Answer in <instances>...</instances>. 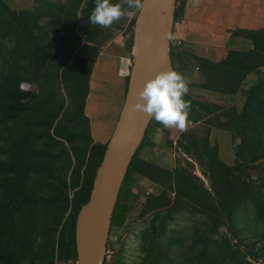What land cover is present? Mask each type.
Returning <instances> with one entry per match:
<instances>
[{"label": "trees", "instance_id": "1", "mask_svg": "<svg viewBox=\"0 0 264 264\" xmlns=\"http://www.w3.org/2000/svg\"><path fill=\"white\" fill-rule=\"evenodd\" d=\"M30 1V9H14L0 0V264H76L77 214L108 143L91 135L89 81L100 50L118 34L132 58L138 13L103 28L88 20L95 0ZM183 9L176 0L174 23ZM232 34L255 48L230 50L212 62L170 44L173 70L189 81L193 67L200 80L189 81L185 96L191 101L187 131L173 143L169 130L151 118L122 182L110 233L146 221L133 234L137 264H264V30ZM248 76L253 81L243 88ZM194 90L241 94L243 103L223 106ZM214 129L230 136L232 165L211 143ZM153 132L174 149L172 167L139 157L144 147H155ZM138 180L154 190L140 191ZM181 216L192 225L172 229ZM119 243L108 242L109 252L118 251L104 264H126Z\"/></svg>", "mask_w": 264, "mask_h": 264}, {"label": "water", "instance_id": "2", "mask_svg": "<svg viewBox=\"0 0 264 264\" xmlns=\"http://www.w3.org/2000/svg\"><path fill=\"white\" fill-rule=\"evenodd\" d=\"M176 0H145L133 31L132 74L122 109L96 170L88 202L77 214L76 264H104L118 194L133 156L139 149L151 117L134 112L132 105L144 83L160 72L173 70L169 58Z\"/></svg>", "mask_w": 264, "mask_h": 264}, {"label": "rangeland", "instance_id": "3", "mask_svg": "<svg viewBox=\"0 0 264 264\" xmlns=\"http://www.w3.org/2000/svg\"><path fill=\"white\" fill-rule=\"evenodd\" d=\"M30 7H32V2L30 0H19L15 9H30ZM124 40L125 39L123 35L118 34L111 43L104 46L100 50L98 56V58H100L98 69H93V72L91 73L89 81V95L85 105V115L87 116L89 113V124L92 130V134L97 140L105 138V133L107 132L112 122V120L108 119L110 118L113 108L116 105L115 101H117L118 99L116 86L118 77L121 78V76L119 75V72L121 71L120 60L129 59L126 57L123 51ZM172 41L174 42V44H176L175 39H173ZM188 77L190 82L200 80L199 75L193 67L190 68ZM251 82L252 77L247 79L246 83L243 85V88H246ZM31 89H34V87H31ZM195 94L202 95V100L214 102L223 106H234L237 109H240L243 103V97L241 94H238L230 99L221 97L219 98V100L218 98L212 97V95L205 93L202 94L198 90L195 91ZM168 130L170 132L171 140L173 141V143H175L177 137L180 134V131L175 128H170ZM149 138L155 143V147H144L141 150L139 157L148 161H153L166 167H172L175 163V151L173 148H169L166 146L165 137L157 132H153L149 134ZM210 141L212 144L218 146L219 156L221 160L226 164L232 165L234 162V155L230 136L223 131L214 129L210 133ZM195 173L202 178L205 186L208 187V181L201 175L200 171L196 169ZM256 177L257 175L254 172L253 178ZM135 186L142 192H151L154 190V187L147 181L145 182L138 180ZM145 225L146 221L144 219H139L136 222L132 223L127 231H116L114 229L109 235V244H112L116 241H122L121 244H118L116 249H121L122 247L125 249V253L123 254L122 259L126 264H137L138 262L139 239L133 236V234L139 232L145 227ZM191 225L192 222L188 221L185 216H181L176 224L171 225V228L183 229L185 227L188 228ZM116 251L118 250H110L108 257L109 262L114 259Z\"/></svg>", "mask_w": 264, "mask_h": 264}, {"label": "crops", "instance_id": "4", "mask_svg": "<svg viewBox=\"0 0 264 264\" xmlns=\"http://www.w3.org/2000/svg\"><path fill=\"white\" fill-rule=\"evenodd\" d=\"M4 1L8 6L15 9L19 0ZM182 1L184 2L183 15L178 22L173 24L172 35L176 41H180L184 50L212 62L223 59L230 50L248 51L255 48L253 41L236 36L232 34L233 32L237 30H264V0ZM124 60H120V67ZM99 61L100 58L96 61L94 70L98 69ZM251 77L253 81V76H248L247 79ZM126 78L118 77L116 86L118 99L115 101L116 105L108 119L112 122L105 133V138L95 139L90 127L91 135L96 142L107 143L111 137L124 102ZM212 97L219 100L221 97L230 99L234 96ZM87 117L90 119L89 113Z\"/></svg>", "mask_w": 264, "mask_h": 264}, {"label": "clouds", "instance_id": "5", "mask_svg": "<svg viewBox=\"0 0 264 264\" xmlns=\"http://www.w3.org/2000/svg\"><path fill=\"white\" fill-rule=\"evenodd\" d=\"M144 8L145 0H122L115 4L111 3V0H95L88 20L93 25L111 28L124 18L131 19L137 13L142 14ZM164 38L168 41L174 39L173 35L167 32ZM125 63L127 66L119 72L121 78L131 75L133 71L130 67L132 61L125 60ZM189 91V81L183 73L175 70L163 71L144 83L132 110L153 118L165 129L175 128L185 132L190 123L191 101L185 99Z\"/></svg>", "mask_w": 264, "mask_h": 264}, {"label": "built area", "instance_id": "6", "mask_svg": "<svg viewBox=\"0 0 264 264\" xmlns=\"http://www.w3.org/2000/svg\"><path fill=\"white\" fill-rule=\"evenodd\" d=\"M176 45H180V41H176ZM108 257H109V251L107 250V253H106V260H108ZM66 264H71V262H68Z\"/></svg>", "mask_w": 264, "mask_h": 264}, {"label": "bare ground", "instance_id": "7", "mask_svg": "<svg viewBox=\"0 0 264 264\" xmlns=\"http://www.w3.org/2000/svg\"><path fill=\"white\" fill-rule=\"evenodd\" d=\"M125 60H129V59H125ZM127 65H126V63H125V61H123V64L121 65V70H122V67L124 68V67H126Z\"/></svg>", "mask_w": 264, "mask_h": 264}]
</instances>
